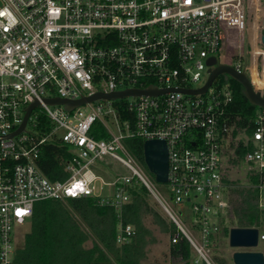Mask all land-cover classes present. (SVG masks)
Segmentation results:
<instances>
[{"label":"built area","instance_id":"1","mask_svg":"<svg viewBox=\"0 0 264 264\" xmlns=\"http://www.w3.org/2000/svg\"><path fill=\"white\" fill-rule=\"evenodd\" d=\"M263 9L260 0H0V264L11 263L14 226L29 218L34 202L90 196L120 215L132 180L147 188L174 223L170 243L184 237L211 264L206 250L222 228L226 173L240 144L249 147L240 162L254 178L248 185L257 191L264 223V107L258 106L248 131L227 111L228 78L219 76L215 83L216 76L202 93L182 90L204 84L207 59L215 56L244 71L253 89L264 93ZM233 47L227 58L233 62L222 61ZM203 78L201 85L191 84ZM147 88L161 92L111 95ZM96 93L109 96L70 109L46 102ZM132 136L164 140L168 195L135 166L124 145ZM49 142L62 150L63 179H49L39 166ZM104 156L131 174L105 180L96 171ZM96 182L112 191L95 194ZM133 234L131 225L119 224L116 242H128ZM260 240L264 232L258 230Z\"/></svg>","mask_w":264,"mask_h":264},{"label":"trees","instance_id":"2","mask_svg":"<svg viewBox=\"0 0 264 264\" xmlns=\"http://www.w3.org/2000/svg\"><path fill=\"white\" fill-rule=\"evenodd\" d=\"M227 82L232 89V101L227 107L231 120L237 118V125L248 126L249 131L259 107L247 100L240 83L230 77ZM101 136H105L103 132ZM143 141L139 136L127 137L124 145L147 169L143 158ZM248 149V146L240 144L235 149L236 158L231 159L232 164H238ZM61 153L62 150L54 142L47 143L41 150L39 166L51 180L66 176L62 159L59 158ZM149 173L155 181L154 175ZM246 177L248 183L254 182L252 176L246 174ZM225 181L230 182L225 193L228 207L220 217L221 230L211 237L207 247V258L211 264H233L215 252L219 239L227 236L230 227H252L261 223L262 211L256 204V189L248 183L226 178ZM127 191L130 200L123 205L120 215L112 206L99 204L96 198L90 196L34 202L31 215L26 220L29 230L24 234L23 244L15 248L10 264H140L145 254V234L148 231L143 224V216H151L156 225L169 233V241L176 227L139 180H132ZM150 198L163 215L149 204ZM119 224L132 226L134 234L128 242H116ZM88 240H91L89 246L85 244ZM170 245V257L175 259L172 264H207L184 237Z\"/></svg>","mask_w":264,"mask_h":264},{"label":"water","instance_id":"3","mask_svg":"<svg viewBox=\"0 0 264 264\" xmlns=\"http://www.w3.org/2000/svg\"><path fill=\"white\" fill-rule=\"evenodd\" d=\"M264 14V9H263ZM264 26V18L262 19ZM264 29L262 30V32ZM264 41V35H262ZM208 76L204 84L196 89H182L186 93L196 94L205 91L207 86L211 83L213 78L218 75H223L225 79L228 77L233 78L241 84L243 94L247 100L256 106L264 107V93L253 89L247 74L244 71H238L234 66L229 63L217 62L215 56L207 59ZM161 92L160 89L147 88V89H127L119 93L111 94L112 96H123L128 93H150L157 94ZM98 96H109L102 93H96L85 99L67 100L60 97L48 98L46 102L50 104H63L65 108L70 109L76 105L83 103L85 100H92ZM35 104H30L25 109L23 121L18 128H23L29 111ZM143 158L145 165L149 172L154 175V179L158 183H165L167 181L168 162H167V147L164 140L161 139H146L143 141ZM228 244L230 247L235 248L231 253V261L233 264H264V253L255 249L258 244V229L256 227H230L228 230ZM247 248V249H240Z\"/></svg>","mask_w":264,"mask_h":264},{"label":"rangeland","instance_id":"4","mask_svg":"<svg viewBox=\"0 0 264 264\" xmlns=\"http://www.w3.org/2000/svg\"><path fill=\"white\" fill-rule=\"evenodd\" d=\"M262 3H264V0H260ZM248 32V31H247ZM241 35V34H240ZM239 35V36H240ZM243 40L248 41L249 35L244 33L242 35ZM234 48V49H233ZM232 49H229V53H226L225 50H223V59L222 61H229V56H232L233 53L236 52L235 47ZM227 55V56H225ZM235 59V58H233ZM230 62V61H229ZM233 60L230 62L232 63ZM247 63H249V58ZM247 73L248 70H246ZM220 75L216 77L215 83L218 82ZM204 82V78L200 82H194L191 83L194 86L201 85ZM223 161L225 163V158H223ZM135 166H138V168L141 170V172L148 177L153 183L154 180L152 176L150 175L149 171L136 160ZM246 164L244 162H239L235 166L233 165L230 170L226 173L227 177L229 179L235 180L237 182L246 184L248 183L247 177H246ZM100 174L103 176L105 180H111L115 178L116 176H123V175H130L131 170L126 167L121 162L109 157L104 156L103 159L98 161V170ZM96 191L95 194L101 195V196H107L110 191H112V187H108L107 185H102V189L100 190V183H95ZM156 188L158 191H160L163 195H168V188L166 183H163V185H156ZM149 204L154 208L157 209L161 214L160 208L157 206V204L153 201L152 198L149 199ZM188 209L187 207L184 208V216L186 215V220H184V226L189 228V219L187 218ZM163 215V214H162ZM143 224L147 228V233L145 234L146 243L144 245V256L141 258L140 264H172L173 260L170 257L169 249H170V241H169V233L163 231L160 226L156 225L153 221L151 216L144 215L143 216ZM29 230L28 222L25 221L22 224H16L13 229V246L19 247L23 244L24 241V234L26 231ZM258 230L260 232H264V223L261 222L258 224ZM195 233V232H194ZM196 237L198 236L195 233ZM222 236V235H221ZM87 246L91 245V240H88L85 243ZM219 246H217V249H215L216 253H219L223 255L226 259L231 261V253L235 250V248H232L228 244V236H223L219 239ZM255 249L260 250L264 253V240H260L255 247ZM208 251V249L206 250ZM209 253V252H207ZM232 262V261H231Z\"/></svg>","mask_w":264,"mask_h":264},{"label":"snow or ice","instance_id":"5","mask_svg":"<svg viewBox=\"0 0 264 264\" xmlns=\"http://www.w3.org/2000/svg\"><path fill=\"white\" fill-rule=\"evenodd\" d=\"M76 187H79V185H77ZM22 214V213H21Z\"/></svg>","mask_w":264,"mask_h":264},{"label":"flooded vegetation","instance_id":"6","mask_svg":"<svg viewBox=\"0 0 264 264\" xmlns=\"http://www.w3.org/2000/svg\"><path fill=\"white\" fill-rule=\"evenodd\" d=\"M220 76H223V75H220Z\"/></svg>","mask_w":264,"mask_h":264}]
</instances>
